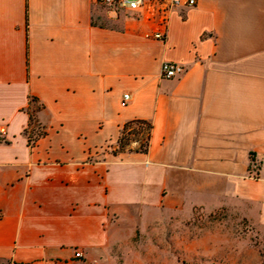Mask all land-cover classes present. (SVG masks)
<instances>
[{"label":"crops","instance_id":"0c3cea01","mask_svg":"<svg viewBox=\"0 0 264 264\" xmlns=\"http://www.w3.org/2000/svg\"><path fill=\"white\" fill-rule=\"evenodd\" d=\"M187 1L0 0V264H145L195 204L264 228V0Z\"/></svg>","mask_w":264,"mask_h":264},{"label":"rangeland","instance_id":"374dc122","mask_svg":"<svg viewBox=\"0 0 264 264\" xmlns=\"http://www.w3.org/2000/svg\"><path fill=\"white\" fill-rule=\"evenodd\" d=\"M101 10L112 23L124 16ZM131 145L136 147L138 144ZM164 217L169 221L163 227V235L168 240L163 241V246L157 248L152 257H141L142 263L264 264V228L252 224L240 211L226 207L206 209L195 204L190 208L181 207ZM131 260L126 258V264Z\"/></svg>","mask_w":264,"mask_h":264},{"label":"built area","instance_id":"2783aa9c","mask_svg":"<svg viewBox=\"0 0 264 264\" xmlns=\"http://www.w3.org/2000/svg\"><path fill=\"white\" fill-rule=\"evenodd\" d=\"M144 0H94V2L104 8L114 15H118L122 12L128 10H134L140 7ZM170 6H178L181 4L182 0H167ZM196 0H188L189 5L195 4ZM157 38H164L162 33L156 34ZM187 70V67L184 63L181 62H172L165 61L161 65V76L164 78H177L183 75ZM131 95L129 93L124 94L123 104L125 105L128 100H130ZM76 256H82L80 251L76 252Z\"/></svg>","mask_w":264,"mask_h":264},{"label":"trees","instance_id":"16d2710c","mask_svg":"<svg viewBox=\"0 0 264 264\" xmlns=\"http://www.w3.org/2000/svg\"><path fill=\"white\" fill-rule=\"evenodd\" d=\"M37 122L34 114L30 116V125ZM151 123L144 120H133L124 124L119 140L118 148L123 150H138L146 152L149 146ZM137 142L136 147H132V143Z\"/></svg>","mask_w":264,"mask_h":264}]
</instances>
